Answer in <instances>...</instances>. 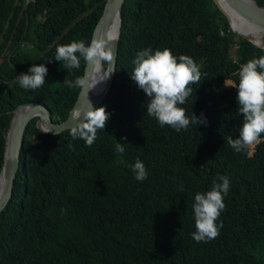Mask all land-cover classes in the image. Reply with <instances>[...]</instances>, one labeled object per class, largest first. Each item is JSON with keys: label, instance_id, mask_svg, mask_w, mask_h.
Wrapping results in <instances>:
<instances>
[{"label": "trees", "instance_id": "16d2710c", "mask_svg": "<svg viewBox=\"0 0 264 264\" xmlns=\"http://www.w3.org/2000/svg\"><path fill=\"white\" fill-rule=\"evenodd\" d=\"M105 2L0 0V172L18 105L38 102L55 122L67 117L80 88L63 82L83 77L85 61L65 69L56 49L89 44ZM119 30L112 85L96 107L111 115L94 143L73 140L70 129L43 133L37 117L27 124L0 212V264H264V134L245 151L227 144L243 126L237 89L227 82L238 84L240 67L264 51L234 33L212 0H124ZM145 48H169L201 65L204 75L181 107L203 113L206 126L177 132L147 115L151 98L131 78ZM33 64L47 67L46 82L25 90L17 77ZM117 142L126 143L124 153ZM137 159L148 171L143 181L132 170ZM221 175L230 181L223 226L197 243L194 197Z\"/></svg>", "mask_w": 264, "mask_h": 264}, {"label": "clouds", "instance_id": "9594fccd", "mask_svg": "<svg viewBox=\"0 0 264 264\" xmlns=\"http://www.w3.org/2000/svg\"><path fill=\"white\" fill-rule=\"evenodd\" d=\"M83 60L93 68L99 67L103 62L112 64L114 52L106 46L105 42L93 39L89 44L83 40H73L69 44L59 45L56 49L55 60L63 62L65 69L80 67ZM135 68L131 75L133 81L151 99L147 102V115L155 117L160 126L168 125L180 132L186 130L190 124L207 125L204 114L197 117L186 114V109L181 107L187 98L193 93L190 85L197 84L204 75L196 63L187 55L179 57L173 55L172 50H153L145 48L137 53L133 60ZM103 75L102 79L89 81V77H77L74 81L65 79L64 84L69 88L78 87L88 92L106 79L110 73ZM48 69L44 64L39 66L33 64L28 73H22L17 78L21 88L25 90H36L42 87L46 80ZM239 81L233 83L228 81L230 87L237 89L238 112L243 116V126L239 137H229L227 144L235 152L247 150L249 147L262 143L261 136L264 134V56L250 59L240 67ZM226 83V81H225ZM87 89V91H86ZM110 113L105 106L94 108L87 99V107L81 111L78 109L74 115V123L70 128L73 140L82 139L87 146H91L97 139V131L104 130L110 118ZM83 116V120L80 118ZM45 133L48 130L43 131ZM126 140V137L123 138ZM126 143L117 142L116 151L124 153ZM71 148L72 145L69 144ZM135 179L143 181L148 177V171L144 163L137 159L132 165ZM219 181H213L211 190L206 193H197L194 197L193 213L196 231L192 238L197 242H208L217 238L222 228V222L217 224L222 211L225 208L224 196L230 188L229 178L219 176Z\"/></svg>", "mask_w": 264, "mask_h": 264}, {"label": "water", "instance_id": "95a60500", "mask_svg": "<svg viewBox=\"0 0 264 264\" xmlns=\"http://www.w3.org/2000/svg\"><path fill=\"white\" fill-rule=\"evenodd\" d=\"M124 0H106L102 11L93 27L90 42L95 39L97 41L105 42L106 46L112 48L114 52V61L112 64L107 63L108 72L113 70L108 79L106 80L105 86L102 91L96 95H92L91 90L88 92V98L85 94V91L80 88L77 98L72 105L71 109L68 112L67 117L61 122H55L51 118L50 112L48 108L38 102H26L18 105L14 111L10 121L9 128L5 134V147H4V158H3V166L0 172V180L3 185L0 190V212L5 208L9 199L12 195L14 180L16 178V174L19 168V155L20 149L23 145L24 140V131L31 119L37 117L36 127L41 131L48 130L47 133H60L66 129H70L74 123V115L75 112L80 109L83 111L87 107V99L91 102L92 106L96 108L99 106L104 99L106 98L110 87L112 85L113 76L115 73V64H116V56H117V41L119 28L117 30V36L114 40H110L106 36V31L109 25L111 18L117 13L119 15V26L121 22V9ZM230 5L234 6L235 9L239 10L244 15L254 18L256 20L259 19V15L264 13L263 7L250 5L247 0H225ZM214 5L218 8V10L225 16L228 21L230 29L235 33V31L230 26V21L228 19L227 14L219 4V0H212ZM264 26V23L262 24ZM236 34L248 41H250L253 45L259 47L264 51V45H258L252 42L250 39L245 37L242 34L236 32ZM89 42V43H90ZM89 77L90 81V71L89 65L85 62L83 77ZM87 91V89H86ZM27 106V108H24ZM80 120H83V116H81ZM41 123L44 127V130L40 129L38 123ZM45 133V132H43Z\"/></svg>", "mask_w": 264, "mask_h": 264}, {"label": "bare ground", "instance_id": "6f19581e", "mask_svg": "<svg viewBox=\"0 0 264 264\" xmlns=\"http://www.w3.org/2000/svg\"><path fill=\"white\" fill-rule=\"evenodd\" d=\"M249 1L250 5L255 6L254 0H247ZM219 4L225 11L230 21L231 28L235 31V33H239L250 39L252 42L258 45H264V13L259 15V19L256 20L254 18H250L239 10L235 9L234 6L227 3L225 0H219ZM262 6V5H261ZM264 11V7H263ZM119 28V15L116 13L110 20L106 36L110 40H114L117 36V30ZM120 31V30H119ZM108 64H104V62L96 68H93L89 65L90 71V80L102 79L103 75L108 73ZM107 80V79H106ZM106 80L99 82L94 89L91 90L92 95H96L102 91L105 86ZM108 95V94H107ZM107 98V96H106ZM27 108V106H24ZM38 126L40 129L44 130L43 125L39 122ZM1 180H0V190L2 188Z\"/></svg>", "mask_w": 264, "mask_h": 264}, {"label": "rangeland", "instance_id": "374dc122", "mask_svg": "<svg viewBox=\"0 0 264 264\" xmlns=\"http://www.w3.org/2000/svg\"><path fill=\"white\" fill-rule=\"evenodd\" d=\"M26 50H28V51H33L34 50V47L33 46H27L26 47ZM106 64V63H105Z\"/></svg>", "mask_w": 264, "mask_h": 264}]
</instances>
